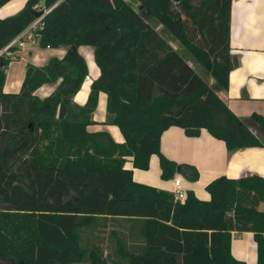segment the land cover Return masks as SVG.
Here are the masks:
<instances>
[{
    "label": "trees",
    "instance_id": "16d2710c",
    "mask_svg": "<svg viewBox=\"0 0 264 264\" xmlns=\"http://www.w3.org/2000/svg\"><path fill=\"white\" fill-rule=\"evenodd\" d=\"M11 0H0V8ZM208 72L229 89L233 0H134ZM43 49L66 48L44 67L28 66L18 94L4 92L12 47L0 57V264H245L231 253L235 236L252 233L257 264H264V177H219L210 199L137 183L133 167L148 170L160 159L162 178L199 172L161 152V137L180 127L189 137L206 130L230 153L262 148L171 43L125 0H28L0 19V51L36 19ZM94 49L101 71L86 104L75 97L89 75L79 48ZM58 84L40 98L36 91ZM101 93L107 94L108 132L90 133ZM252 120L264 130V117ZM122 228L128 233H124ZM143 232L139 248L133 229ZM112 250V252H107Z\"/></svg>",
    "mask_w": 264,
    "mask_h": 264
},
{
    "label": "crops",
    "instance_id": "0c3cea01",
    "mask_svg": "<svg viewBox=\"0 0 264 264\" xmlns=\"http://www.w3.org/2000/svg\"><path fill=\"white\" fill-rule=\"evenodd\" d=\"M27 1L11 0L0 8V19L21 12ZM169 42L179 53L185 50L179 42L175 40ZM175 43L178 44L177 48ZM230 46L232 68L229 75V89L223 91L213 82H207L204 76L202 78L229 109L241 118L260 139L264 140V130L252 120L254 114L264 117V0H233ZM15 47L17 51L12 53L14 60L6 71L4 92L7 94H18L21 91L28 66L44 67L51 60L62 59L67 52L66 48L43 49L38 43H32L27 39H25L24 47ZM39 49L49 51L47 58H45V52H40ZM79 52L87 61L89 75L76 95L75 102L84 105L88 100L91 85L100 77L101 71L95 62L92 47H80ZM42 56H44L45 65H39V58ZM57 86L58 84H46L38 89L35 95L42 99L47 98L55 92ZM107 100V94L101 93L94 113L95 124L89 126L88 131L90 133L108 132L117 143H124L125 139L120 129L117 126L105 124ZM161 152L177 165L195 167L199 172L198 180L189 182L182 176L180 170H177L169 181L163 180L160 159L154 155L150 159L148 170L136 169L133 167L132 158L127 160L126 167L133 170L135 182L173 193L175 180H180L181 188L186 195L188 192H193L199 199L207 201L210 195L206 188L219 177L235 179L248 174L264 177V147L247 148L230 153L223 141L215 139L204 129L198 136L189 137L180 127L169 128L161 137ZM261 209H264V205ZM122 229L124 233H128L126 229L130 230V228ZM133 231L132 247L139 248L144 244L142 243L143 232L137 228ZM231 253L240 262L257 264L258 253L254 235L247 232L235 236L231 244Z\"/></svg>",
    "mask_w": 264,
    "mask_h": 264
},
{
    "label": "rangeland",
    "instance_id": "374dc122",
    "mask_svg": "<svg viewBox=\"0 0 264 264\" xmlns=\"http://www.w3.org/2000/svg\"><path fill=\"white\" fill-rule=\"evenodd\" d=\"M126 2L130 3L133 8L139 12L143 18L154 28L156 29L162 37H164L166 40L168 41H173L174 39L168 34L167 31H165L162 27V25L155 19V17L150 14L149 12H147L145 9H143V7L136 1L134 0H125ZM176 45V48L178 46L177 43H175ZM40 52H45V58H47V52L49 51H45V50H42V49H39ZM180 54L182 55V57L184 58V60L192 67L195 69V71H197V73L202 77L204 76L205 79H207L206 81L207 82H213L214 84H216L215 80L211 77V75L206 72L203 68H201V66L188 54L187 51L183 50L180 52ZM44 56L40 57L39 58V65H45L46 62L44 61ZM217 85V84H216ZM182 173V172H181ZM182 176L188 180L189 182H194V181H190L187 176H185L183 173H182ZM165 180V179H163ZM166 181H169V180H166ZM184 191V190H183ZM186 194V193H185ZM107 252H112V250H107Z\"/></svg>",
    "mask_w": 264,
    "mask_h": 264
},
{
    "label": "built area",
    "instance_id": "2783aa9c",
    "mask_svg": "<svg viewBox=\"0 0 264 264\" xmlns=\"http://www.w3.org/2000/svg\"><path fill=\"white\" fill-rule=\"evenodd\" d=\"M49 13V11H46L43 16L40 18H37L25 31H23L19 36H17L7 47H5L3 50L0 51V57L3 54H8L10 48L19 46L24 47L25 45V39L30 40L32 43H36L35 39L33 38V31H35L41 24L44 17ZM173 195L175 197V200L184 201L186 198V194L181 188V182L180 180H175V188L173 191Z\"/></svg>",
    "mask_w": 264,
    "mask_h": 264
},
{
    "label": "water",
    "instance_id": "95a60500",
    "mask_svg": "<svg viewBox=\"0 0 264 264\" xmlns=\"http://www.w3.org/2000/svg\"><path fill=\"white\" fill-rule=\"evenodd\" d=\"M35 15L37 18H40L41 16L44 15V12H35Z\"/></svg>",
    "mask_w": 264,
    "mask_h": 264
}]
</instances>
